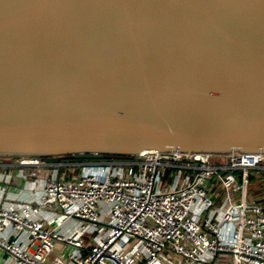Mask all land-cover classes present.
Segmentation results:
<instances>
[{"label": "water", "instance_id": "1", "mask_svg": "<svg viewBox=\"0 0 264 264\" xmlns=\"http://www.w3.org/2000/svg\"><path fill=\"white\" fill-rule=\"evenodd\" d=\"M264 153V0H0V160Z\"/></svg>", "mask_w": 264, "mask_h": 264}, {"label": "built area", "instance_id": "2", "mask_svg": "<svg viewBox=\"0 0 264 264\" xmlns=\"http://www.w3.org/2000/svg\"><path fill=\"white\" fill-rule=\"evenodd\" d=\"M11 159L47 164L26 156L0 165H12ZM54 166L79 170L50 175L37 203H0L3 264H227L219 259L224 255L229 264H264V180L253 173L264 171V153L146 150ZM215 179L217 201L210 195ZM42 209L56 216L49 219ZM74 219L80 228L60 230Z\"/></svg>", "mask_w": 264, "mask_h": 264}, {"label": "crops", "instance_id": "3", "mask_svg": "<svg viewBox=\"0 0 264 264\" xmlns=\"http://www.w3.org/2000/svg\"><path fill=\"white\" fill-rule=\"evenodd\" d=\"M7 161V160H6ZM12 165H0V203L3 205H10L16 202L28 201L37 203V194L43 188L47 178L55 174L58 177H70L75 174L79 167L41 165V166H21L18 165L15 159H11ZM33 172H36L34 175ZM41 215L52 219L56 216L53 210H40ZM81 223L78 220H70L64 223L59 228L63 232H69L70 229L80 228ZM26 232L21 238H26ZM20 238V239H21ZM85 241L91 242V238L86 236ZM0 258V264H3ZM5 263V262H4Z\"/></svg>", "mask_w": 264, "mask_h": 264}, {"label": "rangeland", "instance_id": "4", "mask_svg": "<svg viewBox=\"0 0 264 264\" xmlns=\"http://www.w3.org/2000/svg\"><path fill=\"white\" fill-rule=\"evenodd\" d=\"M253 173H255L258 177H261V180L262 181L264 180V171H258V172L257 171H253ZM211 182H212V184H214L215 188L210 193V195H211V197L213 198L214 201H217V199H218V192H219V187H218L219 180L218 179H215V180H212ZM255 193H256L255 192V189H249V191H248V200L249 201H253L254 200ZM259 193L263 194L261 191H259ZM59 248H61V247L59 246ZM173 259L180 260V257L174 255L173 256ZM219 259L220 260H222V259L225 260L227 264L230 263V256L229 255L219 256Z\"/></svg>", "mask_w": 264, "mask_h": 264}, {"label": "trees", "instance_id": "5", "mask_svg": "<svg viewBox=\"0 0 264 264\" xmlns=\"http://www.w3.org/2000/svg\"><path fill=\"white\" fill-rule=\"evenodd\" d=\"M82 160V159H81Z\"/></svg>", "mask_w": 264, "mask_h": 264}]
</instances>
